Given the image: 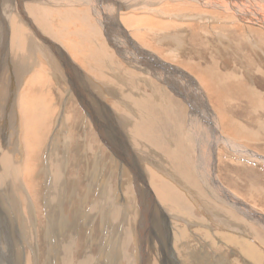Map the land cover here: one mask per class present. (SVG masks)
Returning <instances> with one entry per match:
<instances>
[{
    "label": "rangeland",
    "instance_id": "374dc122",
    "mask_svg": "<svg viewBox=\"0 0 264 264\" xmlns=\"http://www.w3.org/2000/svg\"><path fill=\"white\" fill-rule=\"evenodd\" d=\"M58 7L61 10L63 9V11L69 9V19L66 21L67 23L64 21H61L63 23H59L56 19L57 16L53 14L55 17L53 15L48 16V18L51 17V20L49 19L50 23L57 24L60 32L65 25L71 26L70 31L72 27L84 31L81 36L75 39V35L71 36V34H68L63 40H74V42H77L74 44L75 50L83 54L86 53V55L88 54L87 57L90 59L91 57L94 58L92 53L99 52V50L95 46H92L93 49L83 42L88 36L94 37V42L98 46L100 45L98 48L103 52L105 51L104 58L101 57L100 60L95 59V61L91 59L94 65L96 64L95 67L90 66L92 63L90 59L87 62V67L78 62L85 69L86 73L91 74L99 85L101 82V85L107 83L113 89L114 86L124 89L135 88L142 94L146 103L139 104L138 109L136 108L137 112L139 111L138 116L134 118L136 119V123L130 117L125 122V125L124 121L110 115L109 113L112 111L109 110L112 107V109L116 110L115 112H119L127 117L126 112L132 114V111L126 105L113 97L105 98V101L109 103L104 104V99L100 98L97 93H95L96 96L92 93L90 99L97 97L91 104L94 115L93 120L92 115L87 111L88 106L76 95L72 97L68 94L70 90L68 81L56 72L52 64L48 62L47 57L41 55L40 52H38L37 56H33L34 59L33 57L30 58V61H28L29 71L23 76L21 74L18 76L16 70L10 69L11 66L9 68L10 72H7L8 74L0 71L1 83L7 81L11 76L16 78V80L20 79L22 81L16 93L20 97L23 93L27 94V96L29 94L26 98L29 103L27 102L26 104L25 102V108L26 106H30V103L32 105V102L29 100L34 93L37 100L45 97L46 99H43L42 103L46 102L49 105L46 110H41L42 112L37 115L40 120H38L39 123L37 122L39 130L36 137H30V139L25 140L26 136L24 135L25 120L34 118L33 108L26 110L25 115H21L20 111H17L20 118L17 119L16 128L5 126L2 129L3 134L5 133L6 137H10L14 133H17L16 129L19 126L17 135L20 139L18 140L21 146V153L15 159L17 158L16 161L19 160L18 162L20 163L23 162L27 169L22 174V192L24 193H21V199L14 201V205H9L6 191L0 189V264H15L17 254L13 252L15 260L10 258L9 254L14 251L15 247L21 250L24 249V243L21 247L18 243L22 238L21 234L24 232L27 238L25 220L30 223V218H32L33 227L32 245L36 244L37 236L41 237L42 232L46 235L47 231L45 229L47 228L53 231L54 237L51 239L54 241L55 236L58 235L60 243L56 249L52 245V240L44 237L45 242L41 244V254H38L39 249L28 245V248L24 249V264H36L35 262H38V264H69L71 257L72 259L74 257L73 253H75L78 247L79 253L82 256L75 261L76 264H141L142 260L139 256L140 252H138L139 248L137 244L139 230L142 229L141 232L143 230L147 231L146 247L149 244L151 235L155 238V243L159 241L163 243L168 240L164 232L160 233L161 224L159 223L160 218L158 219V216L167 207L164 205L166 207L164 208L161 203L162 201L158 199L157 203H152L148 196V192L156 196L151 184L158 181L155 174L176 189L174 191L167 190V194L172 197V200H177V193L181 195V200H185L182 203L175 201L176 204H180V207L183 208H178L177 211L188 213L185 216L188 220L203 222L204 226L198 225L200 231L196 238L192 235L191 231H188L189 237L195 243V247L201 243V249H199L201 252L211 254L214 260H220L217 264H255L254 262L256 264H264V160L260 158H264V117L258 112L252 111L256 104H264V98L261 93L262 91L264 95V64H262L264 61V50L263 48V51L255 48L253 43L255 41L258 47L264 45L261 35L255 30L254 32L251 30V21L250 23L244 21L242 25L244 35H242V39H239L237 31L233 32L231 30L234 29L231 23L235 19L233 16L231 17L227 13L220 11L219 15L222 18L219 17L218 19L225 21L223 24L219 22H213L212 24V21H208L209 19L206 17L215 16L214 9L213 12L209 13L200 11L202 18L196 20L197 22L194 23L192 22L193 20L189 23L191 18L175 20L165 16L159 18L160 16L156 12H149L152 15L148 14L149 17L154 15L158 19L157 21L162 20L163 23L170 21L169 28L166 24L162 25L166 31L159 28H147L149 32L146 31L145 34L144 41L148 42L147 46L151 48V51L156 53L155 55L159 59L161 56L166 58L168 56L167 52L176 50L173 57L166 58L169 60H167L169 66L172 64V67L179 68L178 71H186L188 74L193 75L196 80L202 82L196 73L187 69L188 66H194L205 77L208 75L207 79L210 77L212 91L216 92L218 89H225L226 91V88H228L236 92H234L235 94L231 93L233 91L228 92L220 100L221 105L219 104V109L222 114L219 116L224 120H229L230 114L235 118L239 114L238 119L240 122L242 121V124L238 122L231 124L229 120L228 126L231 131H227L223 127L224 125H222L223 128L221 127L219 130L220 134L217 135L220 140L213 143L217 137H214L215 133L212 134L210 127L205 125L209 114L204 110V107H209L212 110L215 103L213 104L214 101L205 89L206 85L203 82L202 85L199 83L198 86L204 93L207 103H204L202 99L204 104L199 105L202 101L198 100L200 98L196 90L190 85L185 76L187 74L172 73L173 75H182L180 80L177 76H174L176 78L173 80L168 75L171 72V68L168 73L158 70L161 73L158 76L145 73L129 62L122 55L124 52L117 50L115 47L116 41L110 36L112 34L111 31L102 22L97 20L91 8H83L77 5L73 8L77 11H71V7L65 8L66 10L63 7ZM125 11L128 15L135 14L131 10ZM138 14L139 12L134 16H140L142 12ZM179 24L182 26L176 27ZM187 24H191V26L186 27ZM219 26H223L222 32L228 38L218 36V32L221 29ZM254 27L264 32V29L258 25H254ZM25 31L29 32L36 41L44 43L35 29L26 28L24 23L13 20L11 27H6L5 34L9 37L6 44L11 47V40L18 41L20 38L23 39V42L26 41ZM131 31L134 32V30ZM131 31L127 30L129 35H131ZM161 32H167L168 34L183 32L184 36L186 35L187 37L185 36L184 38L183 36L184 40L178 46L167 33L165 34L166 36H162ZM18 34L19 39L18 37L14 39L13 36H17ZM49 37L66 47L61 39H55L50 35ZM161 38L165 40L160 41ZM193 39L198 40L195 42ZM22 46L24 47L25 43ZM241 48H243V51ZM20 49L21 47L17 45L15 49L10 50L8 53L10 55L13 54L15 60L17 53L18 55L21 53ZM66 51L69 52L67 49ZM157 52H159L160 56ZM67 54H71V52ZM7 60L9 61V59ZM16 62L19 63L20 60L18 59ZM213 62L219 66L225 65L226 71H230L229 74L225 75L224 71L218 73L215 70L216 68L212 66ZM38 75L40 76L39 81L44 80V82L36 84L35 87L30 82V79L36 78ZM71 77H74L73 79H76L82 86L83 79L80 76L72 74ZM85 77H87V74ZM12 81L14 80L12 79ZM43 83L46 84L44 85ZM90 84H93V82L88 80L87 85L90 86ZM234 85L236 86L234 87ZM49 89L52 98H48L47 96ZM207 95H209L210 100ZM244 95L246 97L242 98ZM13 97L8 101L0 97L2 102L0 107L5 105L6 109L4 121L12 116ZM14 99L17 102V98L15 97ZM50 99L51 101H48ZM96 100L98 102H95ZM227 102L230 108L227 112H223V107ZM10 105L11 107L8 108ZM197 105L202 108H198ZM195 106L196 108H194ZM65 111L67 114L63 118L60 116V113L65 114ZM98 112L100 115H98ZM195 112H198L200 116L196 117ZM14 113H16L15 110ZM77 114L80 118L78 120L79 123L73 124L71 120ZM44 116L48 118L47 125L43 124ZM191 117L201 121V123L197 121L193 125L192 121L191 125ZM129 123L131 124L129 125ZM236 124H240V127L242 129L244 127V129L240 131L231 127ZM243 124L244 126H242ZM32 128L35 130V124L32 125ZM134 128L138 129L141 133L137 134L138 138L146 139L144 140L148 144L147 150H142L145 152L139 151L135 146L138 139L128 135ZM30 131L32 130L30 129L28 134H30ZM101 132L107 139L106 142L112 143V140L108 139L111 136H107L106 132H110L114 137V151L116 150L115 153L121 156V161L124 164L130 165L128 167L130 176L123 174V168L120 164L119 166L116 165V158L112 154V149L105 142V138ZM226 138L230 140L226 142ZM18 140L14 139L13 142L16 143ZM232 142L237 146L243 145L249 148L250 152L254 155L240 152L238 150L239 147L231 144ZM213 147L215 148L213 149ZM155 153H163L165 156L157 155L154 159L148 156ZM175 155V159L172 158ZM214 156L216 157V162L213 164L216 167L214 175H216L217 183L224 187V193L222 194L224 196L223 201L217 194V190L202 178L201 173L203 170L202 172L199 170L204 164L210 165L213 163ZM158 157H163L169 161L167 167H158L157 170L153 168L154 165H159L155 164L160 160L157 159ZM77 159L80 160L78 161ZM78 162L82 163L79 164ZM77 172L79 173L77 174ZM96 174L98 175L96 176L97 178L95 177ZM29 183L36 184L33 187L35 191L28 186ZM64 184L66 186H62ZM50 186L54 189L52 191L55 192L58 201L59 199L62 201L55 209L53 207L55 194H50ZM60 190L63 191V194L60 193ZM198 204H201L203 209ZM204 206L212 214L208 216ZM20 222L23 224L21 225ZM180 222V224H184L182 220ZM223 224H227L228 226H224ZM165 229L171 231V227L165 226ZM208 230L212 233V236L214 234L212 246L209 240L205 238L206 231ZM67 233H69L71 239L67 240L66 243L64 240ZM152 242L153 239L151 247L153 246ZM141 253L143 254L142 251ZM83 258L85 259L82 261ZM157 259L159 258L155 256V260ZM163 259L160 258L159 260L162 261ZM182 259L181 256L176 258L174 255L172 256V264H176V262L179 264H189L182 262ZM200 264L207 263L201 262Z\"/></svg>",
    "mask_w": 264,
    "mask_h": 264
},
{
    "label": "bare ground",
    "instance_id": "6f19581e",
    "mask_svg": "<svg viewBox=\"0 0 264 264\" xmlns=\"http://www.w3.org/2000/svg\"><path fill=\"white\" fill-rule=\"evenodd\" d=\"M77 5H79L80 7H83V8H91L94 11L97 20L99 22H102V24L111 31L112 34H110V36H112L114 41H116L115 47L117 48V50L120 51V52H124L122 55L124 57H126L129 62L133 63L135 67L143 70L145 73H151V74H154L156 76H158V74L160 72H162L161 70H163L166 73H168L169 69L171 68V72L168 75L170 76V79H173V80L176 78L174 76H177V78L180 80L182 75H179V74L173 75L172 73H185V74H187L189 77L187 75H185L186 78L188 79L190 85L196 90L197 95L200 98L198 100L202 101V103H200L199 105H201V104L203 105L205 102L207 103V101H206L207 99H206L204 93L202 92L201 88L198 86L199 83L202 85V82H203L206 85L205 89L209 92L210 96L212 97V99L214 101L213 104L215 103V105L213 107L214 109L212 108V110L209 107H204L203 106L205 108L204 110L209 114L208 120L206 119L207 122L205 123V125H208L210 127V131H211L212 134L215 133L216 136L214 135V137H217V135L220 134L219 130L221 129L222 125H224L223 127H225V129L227 131H231L229 126H228L229 120L231 121V124H234L236 122H238V123L242 122V121L240 122V120L238 119L239 114H238L237 118H235L233 115L230 114L229 120H224V119L220 118V116H219L220 114H222L221 110L219 109L220 108L219 104L221 105L220 100H222L223 96H226V94L228 92L233 91L232 89L230 90V89L226 88V91H225V89L224 90L218 89L216 92L212 91L211 90L210 77L207 79L206 77H208V75L205 77V75L203 73L199 72L194 66H188L187 69H189L192 72L196 73L200 77L202 82L196 80V78L193 75L188 74L186 71L185 72L178 71L179 68L178 67H176V68L172 67V64H170L171 66H169L167 64V62L169 60L166 59V58L173 57L175 55L174 52L176 50L173 51V52H172V50H171V52L170 51L167 52L166 54H168V56L166 58L161 56L162 59L161 58L159 59L158 56L155 55L156 53L151 51V48H149L147 46L148 42L144 41L146 31L149 32L147 30V28H159V29H163L164 30L165 27H163L162 25L166 24L168 26V28H169L170 21H166V23H163L162 20L157 21L158 19H156V17L154 15L149 17L148 14H149V12L150 13L151 12H154V13L156 12V13L159 14V16H160L159 18H162V17L165 16V17H168V18H171V19H175V20H180L181 18H191L189 20V23L192 20H193L192 22L194 23V22H197L196 20H199V19L202 18L201 17L202 14L200 13V11L209 13V12H213V9H214L215 10V16L211 15V16L206 17V18L209 19L208 20L209 22L212 21V24H213V22L214 23L219 22L220 24H223V22H225V21H222V19H218L219 17L222 18V16L219 15L220 11L223 12V13H227V15H230L231 17L233 16V18H235V19L233 21H231V23H232V27H234V29H231V30L233 32L237 31L238 38L242 39V35H244L242 25H243L244 21H247L249 23L251 21V23H250L251 30L253 32L255 30L256 32H258L261 35V37L263 39V45H264V32L261 29L258 30L256 27H254V25H258L259 27L264 29V0H0V45H1V47H0V71L1 72L3 71V73L4 72L7 73V72H10L9 70L13 68V70L14 71L16 70V72L18 73V76L20 74H21V76L25 75L29 71L28 61H30V58H32L33 56H35V55L37 56L38 52H40L41 55L47 57L48 62L52 64V66L54 67L56 72H58L62 77H64L66 81H68V83L70 85V90H69L68 94L70 96H72V97H73V95H76L79 99H82L83 102L88 106L87 107V111L89 112V114L92 115L93 120H94V115H93L92 105L91 104L93 103V100L96 99L97 97L94 98V99H90V96H91L92 93L94 95H95V93H97V95H99L100 98L104 99V104H108L109 103L108 101H105V98L107 99L108 97H113V98L118 99L121 103L126 105L132 111V114H129V113L126 112V115H127V117H126V116H124L123 114H121L119 112H115L116 110L112 109V107H111V110H109V111H112V112L109 113L110 115L115 116L116 118L124 121V124H125V122H127L128 118L131 117V119H134V118H136L138 116L139 111L137 112L136 108L138 109L139 104H145L146 103L144 101V97L135 88L134 89L133 88L124 89L122 87H115L114 86V89H113L107 83H104V85H101L102 84L101 82H100V85H99V84L96 83L97 80L95 79L96 80L95 81L91 74H88V72L86 73L85 69L81 65H83L84 67H87V65H88L87 62L90 59L89 57H87L88 54L86 55V53L83 54L82 52L76 51L75 50L76 48L74 47V44L77 43V42H74V40L73 41L72 40H63V38L67 37L68 34H71V36L75 35V37H74V39H75V38L81 36L84 33V31L80 30L79 28H75V27H72L71 28L72 30L70 31V27L71 26L65 25L67 23L66 21L69 19L70 15H68V14H70V13H68V12H70V11H69V9H67V11H63V9L61 10V8L58 7V6H60V7H63L64 9L67 8V7H71V11H77L76 9H73ZM125 10H129V11L131 10L132 13L133 12L135 13L134 15H136L138 12H139V14H140V12H142V15H140V16H134L133 14L132 15H128ZM123 11H125V12H123ZM53 14H55L57 16L56 19H57V21L59 23H63L61 21L66 22L64 24L65 26L63 25L64 27L62 28L61 32L58 30L57 24L50 23V21H49V19L51 20V17L48 18V16H51ZM149 15H152V14H149ZM53 17H55V16L53 15ZM225 17H223V18H225ZM13 20H18L20 23H24L26 25V28L30 27V28L35 29L37 31V33L41 36V39L44 41V43H42V42H40L38 40L36 41V39L29 32L25 31V35H26L25 37H27V40L25 39L26 41L23 42V39H21V38L19 39V37H18L19 34H22V33H19L17 36H13L14 39H17V37H18L19 40L18 41L11 40V42H10V46L11 47H9V45L6 44L7 40H8L7 38H9V37H7V34H5V31H6V27L7 28L11 27V23H12ZM83 20H81V21H83ZM103 25H102V27H103ZM173 26H174V24H173ZM177 26L179 27V26H182V25L179 24V25H176V27ZM189 26H191V24L190 25L189 24L186 25V27H189ZM193 26H194V24H193ZM67 27H68V29H67ZM183 27H184V25H183ZM220 28L221 29L218 32V36H220L221 38H228V36L225 33L222 32L223 26L220 27ZM128 29L130 31L134 30V32L131 31V35L132 36L128 34V32H127ZM164 31H166V30H164ZM157 32H158V30H157ZM150 33H151V31H150ZM166 33L167 32H161V34H163L162 36H164ZM99 34L101 35V33H99ZM161 34H160V36H161ZM49 35L53 36L55 39H61L62 43H64L67 48L65 46H63L61 43L59 44L58 42L54 41L51 37H49ZM168 36L171 39H173L174 43H176L178 46H180V44L183 42V40H184L186 35L184 36L183 32L182 33H177L176 32V33H173V34L169 33ZM183 36H184V38H183ZM232 36H234V35H232ZM93 38H92V36H88L87 39L83 40V42L87 46H90V47L95 46L97 48V50H99V52L92 53L94 58L91 57V59H94V61H95V59L100 60L101 57L104 58V52L105 51L103 52L100 48H98V47H100V45L98 46L96 44V42H94ZM164 38H161L160 41L165 40ZM110 39H112V38H110ZM196 40H198V39H196ZM196 40H194V41L196 42ZM22 42L25 43L24 47L22 46L23 45ZM36 42H37V45H36ZM81 42H82V40H81ZM14 44H16V45H14ZM253 44H254L255 48H258L261 51L264 50V46H259V47L256 46L257 43L255 41H254ZM17 45H19L21 47V49H20L21 53L19 55L17 53V57L15 58L16 61L18 59L20 60L19 63H17L14 60L13 54L10 55L8 53L10 50L15 49V47ZM262 48H263V50H262ZM66 49L69 50V52H67ZM241 49L243 51V48H241ZM70 52H71V54H67V53H70ZM161 53H163V52H161ZM157 54L160 56L159 52H157ZM178 54H179V52H178ZM7 59H9V61ZM33 59H34V57H33ZM91 59H90V62H92ZM10 60H11V63H10ZM78 62L81 63V65L78 64ZM204 62H206V61L204 60ZM262 64H264V61L262 62ZM208 65H209V62H208ZM246 65H247V63H246ZM10 66H11V68H10ZM90 66L95 67L96 64L94 65V62H92ZM212 66H214L216 68V69L215 68L214 69L218 73H221V72L224 71V74L228 75L229 72H230V71H226L227 69L225 68V65L219 66V65L214 64V62H213ZM247 67H249V66H247ZM158 70L160 72H158ZM72 74H76V75L80 76L83 79L82 86L77 82L76 79H73L74 77L73 78L71 77ZM86 74H87V77H85ZM242 75H245V74H242ZM5 77H7V76H5ZM36 78L30 79V82H32V85H34L35 87H36V84H40V83L44 82V80L43 81H39V79H40L39 75H38V77L36 76ZM12 79L14 81H12ZM88 80H91V82H93L94 85L90 84V86H88L87 85L88 84ZM46 82H47V80H46ZM21 83H22V81L20 79L16 80V78H14L13 76L9 77V79H7V81H5L3 83H1V81H0V97H3L5 99H7V101H8L10 98H12L14 96L13 100H12L13 107L11 108L12 109V114H11L12 116L9 117L6 120L7 122L4 121V116H5L4 114L6 112L5 105H3V107H0V189H3L4 191H6V195L8 196L7 197V202L9 203V205L13 204L14 201H17V200L22 198V194L21 193H24V192H22V189H23V182H22L23 181L22 180L23 176H22V174L25 173L27 167H26V165H24L23 162L20 163V162H18L19 160L16 161L17 158L15 159V157L18 154L21 153V150H20L21 146L19 145V140L20 139H19V136L17 135L19 126L16 129L17 133H14L10 137H6L4 135L5 133L3 134L2 129H4L5 126L8 127V128L9 127H15L16 128V126H17L16 122H18L17 119L20 118V117H18V112L20 111L21 115H25V111L26 110H29V109L33 108L34 109V112H33L34 113V115H33L34 118H30V119L25 120L26 122H25L24 135L26 136L25 140L30 139V137H32V138L36 137L38 135V130H39L38 129L39 126L37 127V122H38V120H40V119H38L37 115H39V113L42 112L41 110L44 111V109L46 110V108H48V106H49L46 102L44 104L42 103V100L46 99L45 97L44 98L43 97L39 98L37 100V97L35 98V93H34V94H32V97L29 100V101L32 102V105L30 103V106H26V108H25V105L28 102V100L26 98L29 96V94L27 96V94L23 93V95H21V97H20V95H17V93H16V90L18 89V86H21ZM44 85H42V86H44ZM235 86L236 85H234V87ZM237 87H238V85H237ZM234 92L235 91H233L231 93H234ZM261 93H262V96L264 98V95H263L262 91H261ZM6 94H8V95H6ZM21 94H22V92H21ZM47 96H48V98L49 97L52 98L50 96V89L47 91ZM207 96H208V98L210 100L209 95H207ZM15 97L17 98V102L14 99ZM245 97H246V95H244L242 98H245ZM202 99L204 100V103H203ZM229 100H231V99H229ZM48 101H51V99L48 100ZM25 102H26V104H25ZM95 102H98V100H96ZM156 103H158V102H156ZM0 104H2L1 100H0ZM199 105H197L198 108L200 107ZM10 107H11V105L8 108H10ZM194 108H196V106ZM200 108H202V107H200ZM223 108H224L223 112H227L229 110L230 106H229L228 102L225 103ZM14 110H15L16 113H14ZM252 111H256V112H258L260 115H262L264 117V104H260V105L256 104V106L253 107ZM195 113H196V117L200 116L198 112H195ZM66 114L67 113L65 111V114L64 113L63 114L60 113V116L65 118ZM98 115H100V113ZM78 116L79 115L77 114V115H75L72 118L71 121H72L73 124H78L79 123L78 120L80 118ZM44 118L45 119H44L43 124L47 125L48 118L45 117V116H44ZM133 121H134V123H136V119H134ZM190 121H191V125H192V121H193V125H195V123L197 121H198V123H201V121L195 120V118H193V117H191ZM219 121H220V124H219ZM34 124H35V127H36L35 130H34V128H32V125H34ZM130 124L131 123H129V125ZM240 126H241L240 124H236V125H232L231 127L242 131L244 129V127L242 129V127H240ZM242 126H244V124ZM245 128H247V127H245ZM30 129L32 131H30V134H28V131ZM125 130H127V129H125ZM126 133H128V132L126 131ZM101 134H102V136L104 135L102 132H101ZM106 134H107V136H109V135L111 136L108 139H111L112 143L111 142H106L107 139L104 136L103 137L105 138V142L112 149V154L116 158V161H115L117 163L116 165L119 166V164H120L122 166V168H123V172H124L123 174L126 175V176H130V172L128 170V167L130 165L128 166L127 164H124L121 161V156H119L117 153H115L116 150L114 151V148H115V146H114V137L112 136V134L110 132H106ZM137 134L139 135L141 133H140V131L138 129L134 128L133 130L130 131V133L128 135H131L132 138H137L138 140L136 139L137 142L135 143V146L137 147V149L139 151L145 152L147 150V147H148L147 146L148 144L145 141L146 139L144 138L145 139L144 140L143 138L142 139L138 138ZM14 139H17V140L19 139V140L15 143V142H13ZM182 139H184V138L182 137ZM212 140H213V138H212ZM218 140H220L218 137L215 138L213 143H215V141L217 142ZM227 140H230V139L226 138L225 141L228 142ZM40 144H41V142H40ZM227 144H229V143H227ZM231 144H234V143L232 142ZM230 146H232V145H230ZM235 146H237V145H235ZM237 147H239L238 150L240 152H243L245 154L246 153L247 154L251 153L250 149L244 147L243 145H240V146H237ZM169 148H171V147H169ZM214 148L215 147H213V149ZM142 150H145V151H142ZM154 150H155V148H154ZM79 153H80V150H79ZM124 154H126V153H124ZM251 154H253V153H251ZM157 155L165 156V154H163V153L162 154L161 153H155L153 155H148V156L152 157L154 159L155 157H157ZM175 157H176V155L172 156V158H174V159H175ZM258 157H260V156H258ZM166 158H167V156H166ZM260 158L262 160H264V158H262V157H260ZM260 158H259V160H260ZM117 159H119V161H117ZM157 159H160V160L155 163V164H159L158 166L154 165L153 168L155 170H157L158 167H160V168L167 167V164H168L169 161L165 160L163 157H158ZM56 160H58V159H56ZM77 160L79 161L80 159H77ZM74 162H76V161H74ZM215 162H216V157L214 156L213 163H211L210 165H207V164L205 165L204 164V166L203 167L201 166V169H199V170H201V172L203 170V172L201 173L202 178L208 184H211L217 190L216 191L217 194L219 195V197L223 201L224 200V196H222V194L224 193V187H222L216 181V178H215L216 175H214V169H216V167L213 165V164H215ZM78 163L80 164L82 162H78ZM96 165H98V164H96ZM57 167H58V165H57ZM45 172H46V170H45ZM95 172H97V171H95ZM78 173L79 172H77V174ZM85 173H86V171H85ZM77 176H79V175H77ZM96 176H98V175L96 174L95 177ZM155 176L158 178V181H155V182H153L151 184H152V186H153V188L155 190L156 196L152 195L150 192H148L149 193L148 196L150 197V201L152 203L153 202L157 203V199H158V200L162 201L161 202L162 205L163 206L165 205L167 207V209H168V210L164 209L163 213L158 216V219L160 218V222L159 223L161 224V232L160 233L164 232V234L166 235L168 240L166 242H163V243H162V241H159V242L155 243V238L153 237V235H151V238L149 240V244L147 246L148 248H147L145 246L146 243H147L146 242V240H147V231L143 230V232H141L142 229L140 227L141 230H139L140 232L138 234L137 244H138V248H139L138 252H140L139 256H140V258L142 260L141 264H172V256H174V255L176 256V258L181 256L183 258L181 261L185 262V263H189V264H198L199 261H200V263L201 262H206L207 264H211V263L217 264V263H219L220 260L212 259V255L211 254H208V253H205V252H201L199 250V249H201V243L197 244V247H195V243H194L193 239H191L189 237L188 231H191L192 235L195 238L197 237V234L200 231V228L198 227V225L199 226H204L203 222L202 223L199 222V221L196 222V220L192 221L190 219H189L190 220L189 221L187 219V217H185L186 214H188V213H186L185 211H177V209L181 208V207H180V204H176L175 201L178 202V203H182L185 200H181L182 197L177 192H176L177 195H178L177 200H172V197L168 196V194H167L168 191L167 190L174 191L176 189L174 187H172L171 185L167 184L165 182V180H163L162 178L158 177L156 174H155ZM64 177H66V176L64 175ZM61 181H62V179H61ZM71 181H72V179H71ZM75 182H73V183H75ZM59 184H61V183H59ZM79 184H81V183L79 182ZM76 185H77V183H76ZM28 186L33 188V187L36 186V184L35 183L34 184L29 183ZM62 186H66V185L64 184ZM176 186H177V184H176ZM63 188H62V190H63ZM52 189L53 188H51V186H50V190L51 191H52ZM69 189H71V188H69ZM75 189H77V188H75ZM33 191H35L34 188H33ZM51 191H50V194H55L54 191H52V192ZM62 192L63 191L60 190V193H62ZM1 194L3 195V193H1ZM0 201H1V199H0ZM23 201H22V203H23ZM53 202H54V206H53L54 209L56 207H58V205H60L62 203V201L60 199L58 201V197L56 196V194H55V200ZM104 202H105V199H104ZM198 205L202 208L201 204H198ZM165 206H164V208H166ZM181 209H183V208H181ZM204 209L208 213V216L210 214H212V212L209 209H207L205 206H204ZM10 214H12V213H10ZM26 214H27V212H26ZM227 215H228V213H227ZM37 216H39V215H37ZM31 219L32 218H30V223H28L25 220V222H26V235H27L28 239L26 238V236L24 234L25 232H24L23 234H21L22 238L20 239L18 244H20V247H21V245L24 243V245H25L24 249L25 250H26V248H28V245H30L31 247L34 246L37 249H39L38 250V254H41V244H42V242H45L44 241V237L47 238V239L53 238L54 237L53 231H52V229H49V228L45 229L47 231L46 235H44L43 232H42L41 237L37 236L38 239H37L36 244L32 245L33 227H32ZM181 220H182V222L184 224H180ZM217 221H218V219H217ZM20 224H21V222H20ZM112 224H113V222H112ZM36 225H38V224H36ZM112 226H114V225H112ZM165 226H167L169 228L171 227V231H167L165 229ZM224 226H228V225L226 224ZM51 235H52V237H51ZM65 236H66V239L65 240L63 239V240H64V242L67 243V240L69 241L71 239V237H70L69 233L65 234ZM213 236H214V234H213ZM213 236H212V233L209 230L206 231L205 238L209 240L211 246L214 243ZM156 237H158V236H156ZM55 238H54V241L52 239L51 240H52V245L55 246V248L57 249V247H58V245L60 243L58 235L55 236ZM189 238H190V240H189ZM152 239H153V242H152L153 246L151 247ZM196 242H197V239H196ZM24 249L21 250L20 248L18 249V247L17 248L15 247L14 251H12L9 254V257L14 259V260H15V255L13 254V252H15L17 254V260L15 261V264H24V259H23V256H24V253H25ZM140 250L143 252V254L141 253ZM53 254H55V253H53ZM73 255H74V257H73V259L71 257V260H70L69 264H76L75 261L82 256V254L79 253V247L75 251V253H73ZM155 256L157 258H159V259L160 258L161 259L164 258V259L162 261H160L159 259L155 260ZM210 256H211V258L208 259V257H210ZM84 259L85 258H83L82 261ZM35 260H36V257H35ZM60 260H61V258H60ZM35 263L38 264V262H35ZM254 263L256 264V262H254ZM9 264H11V263H9ZM12 264H14V263H12ZM62 264H64V263H62ZM176 264H179V263L176 262Z\"/></svg>",
    "mask_w": 264,
    "mask_h": 264
},
{
    "label": "crops",
    "instance_id": "0c3cea01",
    "mask_svg": "<svg viewBox=\"0 0 264 264\" xmlns=\"http://www.w3.org/2000/svg\"><path fill=\"white\" fill-rule=\"evenodd\" d=\"M228 200H230V199H228ZM227 203V202H226Z\"/></svg>",
    "mask_w": 264,
    "mask_h": 264
}]
</instances>
